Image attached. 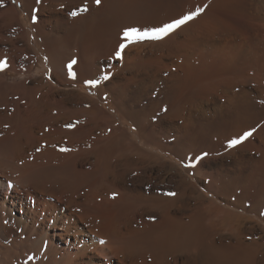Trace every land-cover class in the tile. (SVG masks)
Wrapping results in <instances>:
<instances>
[{
  "label": "bare ground",
  "instance_id": "1",
  "mask_svg": "<svg viewBox=\"0 0 264 264\" xmlns=\"http://www.w3.org/2000/svg\"><path fill=\"white\" fill-rule=\"evenodd\" d=\"M74 1L40 0L34 13L33 0L0 3V60L8 65L0 69V264H264L250 218L207 197L191 167L178 166L177 152L149 135L125 134L130 122L117 108L132 85L153 84L162 71L175 77L171 69H177L179 81L189 80L196 71L190 59L202 50L199 36L212 41L214 31L200 25L203 30L175 39L167 52L172 35L130 45L120 60L109 58L111 51L101 69L95 46L116 18L130 17L140 4L102 0L83 13ZM260 2L255 12L264 22ZM74 10L78 14L69 15ZM75 43L72 79L66 65ZM220 45L227 76L217 78L225 79L222 95L234 103L254 90L249 81L256 75L248 70L257 61L252 44L242 52L231 40ZM38 65L44 69L34 75ZM148 66L153 71L146 72ZM101 73L111 75L91 87L92 95L81 90L84 80ZM205 85L186 89L187 116L174 107L168 116L195 123V113L210 104L201 93H213Z\"/></svg>",
  "mask_w": 264,
  "mask_h": 264
},
{
  "label": "rangeland",
  "instance_id": "2",
  "mask_svg": "<svg viewBox=\"0 0 264 264\" xmlns=\"http://www.w3.org/2000/svg\"><path fill=\"white\" fill-rule=\"evenodd\" d=\"M113 1L125 2V0ZM139 1L134 0L135 8L140 4V6L135 9L134 14H131L128 18H116L112 25H109L110 28L108 27L109 33L106 31V36L102 35L103 38L106 39H104L102 44H97L95 46L93 51L94 63L100 64L101 69L105 68L109 63L110 57L108 58V55L111 51L112 53L114 52L117 44L121 41L120 33L122 28L126 25L150 27L166 22L172 18H178L186 12L194 11L196 8L202 7L204 11L198 15L200 17L197 16L191 20L196 23L188 21L186 24L182 25L181 28L168 35H172L173 40L164 43V51L167 52L168 47L172 48L174 43L184 37V35L191 34L192 31L194 33L196 30L200 31L207 28L211 29L212 32L214 31V33L211 32L212 41L202 39L199 36V43L197 46L202 50L198 51L196 55H192L193 58L190 59V63L192 64L191 68H193H190V71H192V73L196 71L189 80L179 81L177 75L182 76V73L180 71L178 72L177 69H171L177 74L175 77H171L168 71H162L158 74L159 78L155 79L153 84L148 81H144V83L141 84L136 83L126 91L124 98H122L121 103L117 106L120 110L119 114L123 112L124 114H121L122 117L125 115L123 119L128 121V123L130 122V128H128L129 132L126 131L125 134L134 133L143 136L149 135L152 139L154 138L159 143H162V145L164 144V147H168L165 148L168 149L170 153L171 151L173 154L177 152L176 154L179 156L177 162L178 166L182 169L186 168L187 165L189 168L191 167V173L198 188L204 191L207 197L213 198L218 202L220 206L229 207V210L232 212H238L248 216L251 220L249 224L254 226L252 232L258 236L259 240L263 242L262 244L264 245V22L259 18L260 15L255 12L256 9L258 11L259 6L262 4V2H260L261 0ZM16 2L20 4L22 0H16ZM74 2H76V5L78 4L79 9L83 6H87L89 9L90 4L94 7L98 6L94 3V0H83V2L82 0H75ZM35 4L36 0H33V3L30 5L32 12L34 9L36 10L37 6H35ZM117 20L118 22H116ZM189 23L192 24V26H188L190 29H183V27L185 28ZM181 29L183 31H180ZM165 38L166 37L163 39L166 40ZM225 40H231L232 43H235L236 47L238 46L241 52L245 44H252L251 47L257 61V65H252L254 67L248 70L250 75H256L253 81H249V86L254 88V90L249 93L247 98H243L234 103H228L225 96L222 95V87L226 83V81H224L225 79L217 78L227 76V70H223L226 66V64H224L225 60L221 58V51L215 48L221 46L220 44H223ZM150 41L155 40H145L136 44L144 42V44H147ZM74 45L71 48L73 53L70 50L71 55L69 58H75L78 63L79 47H77L76 43ZM152 50L154 51L155 49L153 48ZM242 58V56L235 58V65L238 66L240 63H243L241 62L243 61ZM69 60L67 62H69ZM74 67L75 70H73L77 71L76 65H74ZM220 68L222 71H219ZM43 69L44 66L38 65L34 68L33 74L38 75ZM146 69L148 70L146 72H151L153 71V66H148ZM85 71L88 70L85 69ZM85 71L83 69L81 73L87 74L88 72ZM216 74L218 76H216ZM204 76H207V78L205 79ZM203 82L207 83L205 88H213V93L209 94V92L207 93L206 91L201 93V96L204 95V98L210 104L203 107L205 109H203L204 112L199 110L195 113L197 116L195 118L196 122L193 124L190 122L186 124L182 119L180 120L179 117H174V114L171 115L174 119L172 117L171 119L168 115H170L174 108H177L176 110L179 109L180 114L182 113L181 115L185 114L184 116H187L189 103H185L183 98L185 99L188 89L190 90L191 87L193 88L196 87V85H201ZM240 89V86H235L233 92L238 93ZM81 90L92 95L91 87L88 85L83 84ZM185 90L186 92H184ZM178 102L183 103L179 105ZM107 104L108 103H105L106 108L109 107V104ZM207 108L210 109V112ZM214 110H216V113L213 112ZM238 112H240L241 115ZM257 125H259V127H257ZM252 128H256V131L251 137L235 147H228V141L230 139L238 137L244 131ZM197 129L198 131H196ZM117 131L120 133L122 132V130L119 129H117ZM117 131L116 134H118ZM248 141H250V143ZM252 142L254 143L252 144ZM203 153H208V155L202 156ZM197 156H202V159L198 161L195 160ZM171 160L176 162L173 158Z\"/></svg>",
  "mask_w": 264,
  "mask_h": 264
},
{
  "label": "snow or ice",
  "instance_id": "3",
  "mask_svg": "<svg viewBox=\"0 0 264 264\" xmlns=\"http://www.w3.org/2000/svg\"><path fill=\"white\" fill-rule=\"evenodd\" d=\"M36 2L39 3L40 0H36ZM0 3H2V0H0ZM94 3L96 5H100L102 3V0H94ZM33 11H35V9ZM78 11L87 12L88 8L87 6H83ZM78 11L77 10L71 11L69 15L76 16L78 14ZM203 11H204V8L198 7L194 11H189V12H186L180 15L178 18H172L166 22H162L158 25H154L150 27H139V26H131V25L124 26L120 33L121 41L117 44L112 54V57L110 58H115L117 60L123 59L124 50L128 48L129 45H133L138 42L145 41V40H161L164 37H167L169 34L179 29L182 25L186 24L188 21L193 20ZM32 19L33 21H35L36 16L33 15ZM76 64H77V60L73 58L66 65L68 69V75L72 79H76L77 77V73L73 70V66ZM7 66H8L7 60H0V69L6 68ZM110 75H111L110 73H101L98 79L96 78L86 79L83 82L84 84L90 87H96L97 85L101 83L102 80H108ZM66 126L73 127L72 124H68ZM257 127H259V125H257ZM255 131H256V128H252L250 130L244 131L238 137L230 139L228 141V147L232 148V147H235L236 145L243 143L245 140L251 137ZM61 151H67V149L62 148ZM207 155L208 153L202 154V156H207ZM202 156L195 157V160L198 161L202 159ZM112 195L114 197L116 194L113 193ZM168 195L174 196L175 193H168ZM101 243H103V241H101Z\"/></svg>",
  "mask_w": 264,
  "mask_h": 264
}]
</instances>
